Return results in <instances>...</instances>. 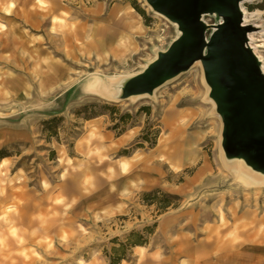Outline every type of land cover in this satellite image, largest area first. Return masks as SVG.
<instances>
[{
	"label": "rangeland",
	"instance_id": "1",
	"mask_svg": "<svg viewBox=\"0 0 264 264\" xmlns=\"http://www.w3.org/2000/svg\"><path fill=\"white\" fill-rule=\"evenodd\" d=\"M242 4L264 64V0ZM126 11L136 27L117 29L113 22ZM202 19L221 21L217 14ZM0 25V149L7 154L0 158V262L30 255L32 264H109L112 238L156 222L144 255L133 247L120 264H264V182L245 185L233 174L239 162L223 160V123L202 63L150 93L123 96L125 83L178 36L172 21L146 0H0ZM73 27L82 36L73 37ZM91 102L129 112L125 130L112 128L109 113L76 118ZM143 106L148 115L138 112ZM53 116L63 118L58 138L42 131ZM146 126L159 129L154 146L137 139ZM63 180L73 190L58 187ZM153 189L176 194V205L159 212L157 201L144 203L142 193ZM24 202L37 206L27 210L37 222L24 226L30 232L57 218L42 245L9 244L20 225L4 223ZM241 229L258 245L199 244L228 241ZM239 234L236 242L245 240Z\"/></svg>",
	"mask_w": 264,
	"mask_h": 264
},
{
	"label": "water",
	"instance_id": "2",
	"mask_svg": "<svg viewBox=\"0 0 264 264\" xmlns=\"http://www.w3.org/2000/svg\"><path fill=\"white\" fill-rule=\"evenodd\" d=\"M146 1L154 11L175 22L180 35L125 83L123 96L150 93L200 60L222 119L225 152L236 153L264 171V72L247 44V33L253 26L243 23V0ZM205 14H217L222 20L207 24L202 19ZM209 28L213 31L207 40Z\"/></svg>",
	"mask_w": 264,
	"mask_h": 264
},
{
	"label": "trees",
	"instance_id": "3",
	"mask_svg": "<svg viewBox=\"0 0 264 264\" xmlns=\"http://www.w3.org/2000/svg\"><path fill=\"white\" fill-rule=\"evenodd\" d=\"M140 110H144L147 115L149 114V106L141 107L138 112H140ZM118 111V108L113 104L111 105L108 103L91 102L79 106L75 110L74 114L76 118L87 120L105 113H109L110 117L115 121L112 128L117 130L118 134H120L125 130L131 114L129 112L120 114ZM62 120V116H53L51 118L44 119L41 122L42 131L47 134L48 138H58V127ZM72 126H77L76 122L73 123ZM73 133H75V131ZM158 134L159 129H152L150 126H146L137 139L149 142L150 146H154ZM140 146L141 143L137 144V147ZM5 156H7V154L4 152V149H0V158ZM154 198H157V200H154ZM178 198L179 197L176 194L164 192L160 189H153L151 191L142 193V201H144V203L150 204L154 201L158 202L157 209L159 212L166 210V208L171 205H176L174 200ZM156 225V222H154L151 225L143 226L142 229H132L122 240L118 237L112 238L111 242L113 245L110 247V250L107 251L109 264H120L123 259H126L128 255L131 254V250L134 246H143L147 244L149 237L155 231Z\"/></svg>",
	"mask_w": 264,
	"mask_h": 264
},
{
	"label": "crops",
	"instance_id": "4",
	"mask_svg": "<svg viewBox=\"0 0 264 264\" xmlns=\"http://www.w3.org/2000/svg\"><path fill=\"white\" fill-rule=\"evenodd\" d=\"M117 9H113L112 10V14L111 16L114 14V12H116ZM130 12H122L121 14L117 15V20L115 22H113V24L116 26L117 29L123 28L124 26H127V24H129L131 26V28H133L135 26V21L132 20V18L130 17ZM126 18V24L124 26H120L121 23L123 22V20ZM136 27V26H135ZM98 29H100L98 27ZM101 33H104V29L101 28ZM99 30V31H100ZM83 32L82 30L78 29L77 27H73V37H80L82 36ZM114 37V33L107 35L106 39H112ZM184 159V157H183ZM3 160V159H2ZM122 165V162H121ZM56 186H54L55 188ZM58 187L63 188L64 190H73V181L71 180H63ZM103 191L100 190L98 191V193H93L92 195H98L100 193H102ZM37 206L34 203H30V202H24L21 205L20 210L14 209L13 211L10 212V218L8 220H6V222L4 223L6 226L8 227H13L15 225H20L19 229H16L17 231H14L12 233H14L15 236H13L12 238H9V244H16L17 242L20 244H23L26 241H33L36 240V242L38 244H43L46 239L48 238V236L50 235V231L51 229L55 226L56 223V219L57 218H53L51 220L48 221H40L41 223H43V225L39 224L38 225V230L30 232L27 228L35 225L37 222H34V220L32 219L31 216H29V214L27 213L28 209H35ZM39 223V222H38ZM24 226H26L27 228H25ZM227 226V227H226ZM224 227H226V229H229L230 225H226ZM246 224H237V229L240 227H245ZM240 233V234H239ZM238 234L239 235H243L245 240H241L239 242H236V240H238ZM251 232L248 231L247 229H241V230H237V234L234 235L233 238L228 239V241H223L221 238L215 239L214 242L212 241H208L206 243L204 242H199L200 245H212V243L216 246L218 245V247H227V246H233L235 245L234 243H239L241 245L244 246H257L258 242H252L251 240ZM262 237V236H261ZM30 239V240H29ZM262 241H264V237H262ZM262 241H259L260 243ZM203 243V244H202ZM134 248L138 251V253L140 255H144V250L145 247L142 245H137L134 246ZM142 248V250H140ZM37 253V252H36ZM33 258L30 255H25L23 257H9L8 259H2V261L0 262V264H32L33 262Z\"/></svg>",
	"mask_w": 264,
	"mask_h": 264
},
{
	"label": "bare ground",
	"instance_id": "5",
	"mask_svg": "<svg viewBox=\"0 0 264 264\" xmlns=\"http://www.w3.org/2000/svg\"><path fill=\"white\" fill-rule=\"evenodd\" d=\"M240 8H241V11H242V18H243V23L244 24H247L246 22L248 21V11H246L245 7L243 6L242 4V1L240 2ZM162 15V14H161ZM222 20V19H221ZM221 22V21H220ZM126 24V21L122 22L120 26H124ZM174 25L177 26V24L175 22H173ZM178 28V27H177ZM101 29V28H100ZM98 29V27L93 30L96 31L97 33H101V30ZM100 30V31H99ZM261 33V32H260ZM264 33V32H262ZM180 35V31L178 29V36ZM253 34L252 33H247V40H250V42L248 41L247 44H248V47L252 49V51L255 52L254 50V47L253 45H251V40H253V37L252 36ZM256 38V37H255ZM207 40H208V37H207ZM116 43L118 45H123L124 47L128 48L129 47V44H125V38L124 37H119L117 40H116ZM253 43V42H252ZM254 44V43H253ZM257 44V43H255ZM257 51V50H256ZM128 53V52H127ZM126 53V54H127ZM256 54V52H255ZM257 55V54H256ZM154 56V55H153ZM258 61L260 63L261 61V58L260 56H258ZM152 58V57H151ZM157 58V57H156ZM155 60V59H154ZM201 62L200 60H196L194 63H199ZM193 63V64H194ZM260 65V68L262 70V72H264V64H259ZM141 67H143L141 65ZM224 161L227 163V164H231V162H239V165L241 166L242 169H239V165H233L235 163H233L232 167H234L233 170V174L235 175L236 178H238L242 183H244L245 185H254L256 184V182H264V171H261L259 169H256L254 168L252 165H250L243 157H241L240 155L238 154H227L226 152L224 153ZM237 164V163H236ZM223 165V164H222ZM231 167V168H232ZM142 249V248H141Z\"/></svg>",
	"mask_w": 264,
	"mask_h": 264
},
{
	"label": "clouds",
	"instance_id": "6",
	"mask_svg": "<svg viewBox=\"0 0 264 264\" xmlns=\"http://www.w3.org/2000/svg\"><path fill=\"white\" fill-rule=\"evenodd\" d=\"M14 6H15L14 4H9V6L6 7V8L4 9V11H5L6 13L10 14V10H11V8L14 7ZM3 27H4V25H0V29H2Z\"/></svg>",
	"mask_w": 264,
	"mask_h": 264
}]
</instances>
